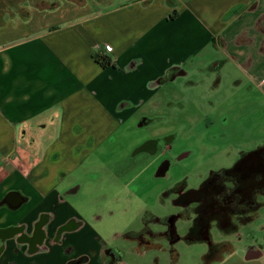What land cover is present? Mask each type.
<instances>
[{
	"label": "crops",
	"instance_id": "1",
	"mask_svg": "<svg viewBox=\"0 0 264 264\" xmlns=\"http://www.w3.org/2000/svg\"><path fill=\"white\" fill-rule=\"evenodd\" d=\"M38 1L48 9L24 17L17 5L0 17V264H125L115 237L94 226L103 217L89 211L107 178L91 170L92 157L163 87L197 71L219 83L222 69V82L242 88L241 107L263 109L264 0ZM142 147L132 157L158 151ZM243 250L246 263L264 264V245ZM222 251L211 262L222 264Z\"/></svg>",
	"mask_w": 264,
	"mask_h": 264
},
{
	"label": "rangeland",
	"instance_id": "2",
	"mask_svg": "<svg viewBox=\"0 0 264 264\" xmlns=\"http://www.w3.org/2000/svg\"><path fill=\"white\" fill-rule=\"evenodd\" d=\"M71 1L75 3L76 0ZM117 1L114 0V3ZM50 4L56 8L61 2L51 0ZM17 5L22 7H18V12L24 17L30 8L44 10L49 7L47 3L38 0H0L2 22L11 16ZM194 67L198 69L200 66ZM230 69L229 73L234 76L235 70ZM217 79L219 76H215L211 70H202L201 73L197 71L189 80L178 78L174 84L163 87L155 105L152 103L142 112L135 113L133 118L116 130L111 141L94 154L92 164L98 165L92 169L86 165L83 167L102 170L107 176L104 183L97 185L106 195L99 197L101 201L98 200V205L89 211L93 212L92 216L103 217L94 226L110 239L115 237L113 245L121 246L125 252V264L171 263L170 246L165 239L152 243L145 252V246H141L144 249L139 255L136 254L139 248L137 242L119 239L118 236L140 231L143 228L141 219L144 212L158 218L178 212L170 203L160 200V193L164 189L185 177L189 185L196 186L207 170L229 168L241 153L264 146V108L255 111V105L251 107L245 104L241 107L236 98L242 88H234L237 83L232 78L222 82V69L219 83ZM143 119L147 123L139 126ZM167 137H171V141L158 144V151L154 155L140 153L132 157L149 138ZM164 163L168 164V168L162 176L158 171ZM87 180L83 179V191L91 186ZM83 195L84 199L93 196L87 193ZM256 200L264 202V194H258ZM262 225L264 206L255 212L254 219L248 225L239 226V238L233 235L223 238L217 231H212L215 243L221 239L226 242L225 247H222V264H252L245 262L243 249L251 244L264 245ZM147 227L153 233L161 229L160 225L151 223ZM188 227L189 224L183 220L175 224L180 237L185 236ZM173 249L177 254L175 264H205L201 258L208 249L205 243L189 244L180 240L173 245ZM236 250V256L230 253ZM208 264L219 263L215 261Z\"/></svg>",
	"mask_w": 264,
	"mask_h": 264
},
{
	"label": "flooded vegetation",
	"instance_id": "3",
	"mask_svg": "<svg viewBox=\"0 0 264 264\" xmlns=\"http://www.w3.org/2000/svg\"><path fill=\"white\" fill-rule=\"evenodd\" d=\"M143 119L139 126L145 125ZM171 137L149 138L142 149L151 152L160 143L168 144ZM159 175L164 176L168 164H162ZM264 153L262 149L248 155L240 154L237 161L229 168L207 170L196 186L189 185L187 178L164 189L160 200L167 201L177 209V213L161 218V229L153 233L151 241L146 245L165 239L169 246L170 264H175L176 255L173 245L187 238L191 241H203L208 249L204 262H211L220 257L222 247L226 242L215 243L212 231H217L221 237L233 235L240 237L239 226L254 219L255 212L264 206L256 196L264 192ZM257 210L254 211L255 206ZM183 220L189 224L185 236L177 234L175 224ZM185 241V240H184ZM160 248V247H159ZM146 251V250H145ZM251 254V253H250ZM252 256V255H250ZM80 260L68 264H78Z\"/></svg>",
	"mask_w": 264,
	"mask_h": 264
},
{
	"label": "trees",
	"instance_id": "4",
	"mask_svg": "<svg viewBox=\"0 0 264 264\" xmlns=\"http://www.w3.org/2000/svg\"><path fill=\"white\" fill-rule=\"evenodd\" d=\"M254 3H255V0H252V2H251L252 7L254 6ZM92 58L103 69L109 67L111 64L110 59L104 55L94 54V55H92ZM167 77H169V73H168V75L166 74V79H167ZM260 149H262V151L264 153V146H259L256 150L248 152V153L244 152V153H241V155L242 154L248 155V154H251L253 152H258ZM160 169H161V167L159 168L158 173L160 172ZM262 194H264V192ZM257 207H258V205L255 206L254 211L257 210ZM141 220H142L143 228L138 232H128V233L124 234V237H126L130 240H137L138 242H145L146 243L147 241L148 242L151 241V239H152V237H154V235L148 229L147 225L150 223L158 225V224H160L162 219L155 217L148 212H144L142 214ZM245 222H248V220ZM146 237H148V238H146ZM148 247H149V245H145V250H147L146 248H148ZM176 257H177V255H176Z\"/></svg>",
	"mask_w": 264,
	"mask_h": 264
},
{
	"label": "built area",
	"instance_id": "5",
	"mask_svg": "<svg viewBox=\"0 0 264 264\" xmlns=\"http://www.w3.org/2000/svg\"><path fill=\"white\" fill-rule=\"evenodd\" d=\"M112 48H111V46H109V45H105L104 46V50L105 51H110Z\"/></svg>",
	"mask_w": 264,
	"mask_h": 264
},
{
	"label": "water",
	"instance_id": "6",
	"mask_svg": "<svg viewBox=\"0 0 264 264\" xmlns=\"http://www.w3.org/2000/svg\"><path fill=\"white\" fill-rule=\"evenodd\" d=\"M263 189H264V184H263ZM184 240L187 242L191 241V240H188L187 238H185Z\"/></svg>",
	"mask_w": 264,
	"mask_h": 264
}]
</instances>
